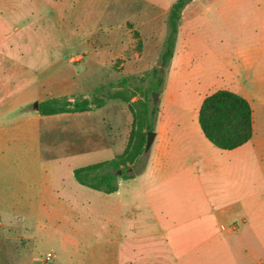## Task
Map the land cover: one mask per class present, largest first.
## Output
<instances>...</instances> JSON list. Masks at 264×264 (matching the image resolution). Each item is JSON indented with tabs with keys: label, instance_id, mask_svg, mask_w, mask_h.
<instances>
[{
	"label": "rangeland",
	"instance_id": "rangeland-1",
	"mask_svg": "<svg viewBox=\"0 0 264 264\" xmlns=\"http://www.w3.org/2000/svg\"><path fill=\"white\" fill-rule=\"evenodd\" d=\"M174 2L0 0V9L19 7L20 11L12 10L8 24L0 26L10 31L9 42L3 49L11 57H27L31 69L13 76L17 80L32 81L29 87L39 86L43 94L53 91L54 96H60L69 92L74 95L71 97L87 95L89 100H97L108 99L120 90L136 103L143 99L140 92L149 85L148 74L152 68L160 66L168 34L167 18ZM61 56L71 61L44 69L51 60ZM39 71L42 73L36 77ZM127 78L130 81L126 86L119 85ZM246 80L264 88V0H190L179 20L174 56L166 68L164 84L160 91L154 92L157 100L154 102L151 96L150 103H158L159 113L165 109L166 117L183 118L199 125L198 113L208 95L221 89H242L240 83ZM140 87L142 90H137ZM98 109H94L96 118L89 116L53 126L43 124V152L54 155L52 160L62 165L64 187L67 190L70 186L77 187L82 194L73 198V205L65 207L73 213L70 223L55 220L52 213H43L37 219H23L2 208L0 244L6 246L10 254H0L1 261L19 264L21 254L17 251L28 243L39 248L38 256L50 254L54 248L64 245L60 234L70 229L93 233L95 237L91 241L99 243L101 230L115 233L114 216L117 214L131 224L134 207L128 204L130 189L152 181L146 178L151 148L145 152L140 173L122 180L121 195L80 186L70 174L73 166L79 168L114 158L123 151V140L128 144L133 122L128 104L107 100V105ZM65 145L76 155L66 158ZM48 146L51 147L47 149ZM221 176L218 187L224 189L225 179ZM201 182L209 187L212 180L203 177ZM120 198L127 199L122 207L117 202ZM220 202L222 204L215 207L217 219L212 221L215 225L212 230L218 238L185 239L187 245L200 244L204 251L197 260L199 264L224 263L226 256H230L224 235L234 231L233 224L227 221L224 200ZM115 207H120L121 211H116ZM209 208L204 207V211ZM185 222L187 228L197 224ZM21 235L30 240H24ZM6 256L8 259L4 258Z\"/></svg>",
	"mask_w": 264,
	"mask_h": 264
},
{
	"label": "crops",
	"instance_id": "crops-1",
	"mask_svg": "<svg viewBox=\"0 0 264 264\" xmlns=\"http://www.w3.org/2000/svg\"><path fill=\"white\" fill-rule=\"evenodd\" d=\"M12 10L20 12L19 7ZM12 10L0 9V26L8 24ZM9 34V30L0 29V210H9L23 219L52 213L55 220L69 222L73 213L65 207L73 205V198L82 193L77 187H64L62 165L52 160L54 155L43 152L42 126L96 118L99 109L41 115L35 103L59 97L73 101L74 95L63 92L54 96L53 91L43 94L39 86L29 87L32 81L17 80L13 74L17 76L31 67L27 57L5 53L3 47L9 42ZM65 60L71 61L61 56L44 69L50 70ZM41 73L36 72V77ZM240 86L242 89L233 92L246 98L253 110V136L249 142L233 150L219 149L206 141L195 121L166 117L162 109L146 175L152 181L130 189L128 204L134 207L131 224L121 214L115 215V233L101 230L99 243L91 241L93 233L67 230L60 234L64 245L49 252L52 260L48 263H43L47 254L38 256L39 248L28 243L17 251L21 254L19 264H199L197 260L204 251L200 244L187 245L185 239L218 238L212 221L217 219L215 207L222 200L234 231L224 235L230 256L218 264H264V88L247 80ZM123 142L124 151L127 144ZM64 147L66 158L76 155L68 145ZM74 168L70 169L72 176ZM221 175L224 189L218 187ZM203 177L211 178L209 187L201 182ZM120 187L115 192L118 195L122 194ZM136 189L142 192L137 194ZM139 195L142 197L136 198ZM125 200L120 198L118 205H125ZM120 207L115 210L121 211ZM204 207L211 208L204 211ZM185 221L197 224L187 228ZM21 237L30 240L26 235ZM0 254H10L2 243ZM0 264L11 263L0 260Z\"/></svg>",
	"mask_w": 264,
	"mask_h": 264
},
{
	"label": "trees",
	"instance_id": "trees-1",
	"mask_svg": "<svg viewBox=\"0 0 264 264\" xmlns=\"http://www.w3.org/2000/svg\"><path fill=\"white\" fill-rule=\"evenodd\" d=\"M190 0H175L171 5L165 42L159 67L148 74L149 85L140 92L143 99L136 103L124 91H116L108 99L89 100L83 96L49 98L39 102V113L53 116L64 113L89 112L102 108L107 100H120L128 104L133 116L132 128L125 150L114 158L75 168L73 176L77 183L89 189L113 194L119 189L120 180H128L140 173L145 155L147 134L154 132L158 103L151 105V96L160 91L165 81V71L174 56L178 24L186 4ZM129 79L119 85L126 86ZM113 87V85H109ZM141 91V87L137 89ZM135 94V93H134ZM198 121L206 139L222 150H233L250 141L253 136V110L249 101L230 90H217L208 95L201 104Z\"/></svg>",
	"mask_w": 264,
	"mask_h": 264
},
{
	"label": "water",
	"instance_id": "water-1",
	"mask_svg": "<svg viewBox=\"0 0 264 264\" xmlns=\"http://www.w3.org/2000/svg\"><path fill=\"white\" fill-rule=\"evenodd\" d=\"M155 96H157L156 93L153 94L154 102L157 100V99L155 98ZM38 105H39V103H35V105H34V107H35V109H36L37 111H38V109H39ZM155 136H156L155 132H149V133L147 134V141H146L145 152H148L149 149L151 148L152 143H153V141H154V139H155Z\"/></svg>",
	"mask_w": 264,
	"mask_h": 264
},
{
	"label": "built area",
	"instance_id": "built-area-1",
	"mask_svg": "<svg viewBox=\"0 0 264 264\" xmlns=\"http://www.w3.org/2000/svg\"><path fill=\"white\" fill-rule=\"evenodd\" d=\"M43 260L47 261V262H51L52 260V255L51 254H47L43 257Z\"/></svg>",
	"mask_w": 264,
	"mask_h": 264
}]
</instances>
